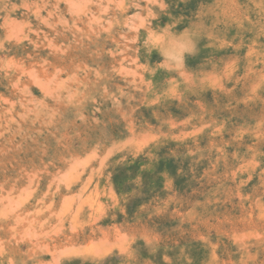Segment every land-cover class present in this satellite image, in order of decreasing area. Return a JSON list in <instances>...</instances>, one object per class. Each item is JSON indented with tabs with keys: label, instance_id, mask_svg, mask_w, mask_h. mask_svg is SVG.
Masks as SVG:
<instances>
[{
	"label": "rangeland",
	"instance_id": "374dc122",
	"mask_svg": "<svg viewBox=\"0 0 264 264\" xmlns=\"http://www.w3.org/2000/svg\"><path fill=\"white\" fill-rule=\"evenodd\" d=\"M0 264H264V0H0Z\"/></svg>",
	"mask_w": 264,
	"mask_h": 264
}]
</instances>
